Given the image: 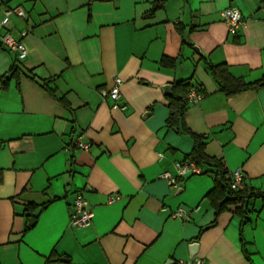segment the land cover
<instances>
[{
    "label": "crops",
    "instance_id": "0c3cea01",
    "mask_svg": "<svg viewBox=\"0 0 264 264\" xmlns=\"http://www.w3.org/2000/svg\"><path fill=\"white\" fill-rule=\"evenodd\" d=\"M231 6L246 20L236 34ZM15 7L26 16L10 15L0 45L11 32L28 53L0 46V264H264L263 198L216 215L214 166L177 186L162 176L195 145L168 125L163 87L184 81L203 93L185 122L206 154L264 192V84L229 95L207 64L264 78V0H0V22ZM79 193L86 226L71 223Z\"/></svg>",
    "mask_w": 264,
    "mask_h": 264
},
{
    "label": "trees",
    "instance_id": "16d2710c",
    "mask_svg": "<svg viewBox=\"0 0 264 264\" xmlns=\"http://www.w3.org/2000/svg\"><path fill=\"white\" fill-rule=\"evenodd\" d=\"M160 6H162V2H158L153 10ZM0 46L3 45L1 44ZM164 59L162 61L163 63L165 62ZM16 61H18L17 58ZM207 64L212 74L229 95H234L243 90L264 84V78L254 84H250L246 83L242 78L233 76L228 71V67L224 64L214 65L209 62ZM11 71L14 73L17 71L16 63H14ZM189 87V83L184 81L175 82L173 84V93L170 96L172 113L168 119V125L173 127L177 132L191 134L194 138L195 145L193 151L185 160L195 161L197 165L202 167L203 173H206L204 170L205 165H212L216 168L217 183L215 188L208 194L213 206L216 208V215H219L229 205H240L238 211L245 215L243 210L245 209L244 207L248 205V201L252 198H263L264 200V192L255 190L249 191L248 188L245 190L233 189L230 184V179L227 177L228 171L222 166L221 160L206 154V136L193 133L185 122ZM32 208H35V206H32Z\"/></svg>",
    "mask_w": 264,
    "mask_h": 264
},
{
    "label": "built area",
    "instance_id": "2783aa9c",
    "mask_svg": "<svg viewBox=\"0 0 264 264\" xmlns=\"http://www.w3.org/2000/svg\"><path fill=\"white\" fill-rule=\"evenodd\" d=\"M17 14L18 16L25 17L26 12L22 7H15L13 9H9L6 11L5 17L0 22V28L7 25L10 19L11 14ZM223 18L226 22L230 33L236 34L241 30L246 23L245 18L242 16L240 10L237 7L231 6L223 11ZM1 44L4 47L13 50L17 59L23 60L27 57V48L22 40L16 39L11 32H6L1 39ZM123 84V79L121 77H116L114 79L113 85L107 91H104V95L111 97L113 100H117L120 96L121 85ZM188 97L190 101L197 102L203 97V93L196 88H192L189 91ZM76 145L80 148L88 149L90 147V143H86L82 140L81 137L75 141ZM177 175L174 176L170 172L166 171L162 174L164 178H166L170 185L177 186L178 179L184 178L187 175L193 174H202L203 169L201 166L197 165L195 161L192 160H183L176 163ZM227 177L230 179L231 187L235 190H245L246 182H245V173L241 168H237L228 173ZM189 215V211L184 208H179L177 211L173 212L174 217H179L181 219H185ZM71 223L75 226H86L90 224L93 220L94 213L93 210L88 207L87 201L84 196L79 193L76 195L73 202V212L71 215ZM196 264H204L201 259L196 260Z\"/></svg>",
    "mask_w": 264,
    "mask_h": 264
},
{
    "label": "water",
    "instance_id": "95a60500",
    "mask_svg": "<svg viewBox=\"0 0 264 264\" xmlns=\"http://www.w3.org/2000/svg\"><path fill=\"white\" fill-rule=\"evenodd\" d=\"M197 50H198V52H200L199 49H197ZM163 90H164L165 94H167V95H172V88H171V85H165V86L163 87ZM40 211H41V209L39 208V209H37V210L34 212V214H33V218L30 220V225H34V224H35L36 218L38 217ZM196 245H197V244H196ZM193 248L195 249L196 247L194 246Z\"/></svg>",
    "mask_w": 264,
    "mask_h": 264
}]
</instances>
